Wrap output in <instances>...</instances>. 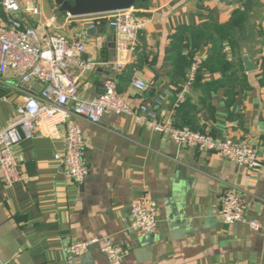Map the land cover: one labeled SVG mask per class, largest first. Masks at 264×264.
Instances as JSON below:
<instances>
[{"label": "crops", "instance_id": "crops-1", "mask_svg": "<svg viewBox=\"0 0 264 264\" xmlns=\"http://www.w3.org/2000/svg\"><path fill=\"white\" fill-rule=\"evenodd\" d=\"M22 1L41 9L40 15H19L25 25L79 38L86 46L83 60L102 61L80 76V97L98 96L105 80L114 78L131 106L145 103L177 127L247 141L264 160V0L135 4L149 22L129 55L117 52L106 20L90 29L94 17L68 18L54 0ZM178 32L179 51L200 67L186 100L175 107L187 78L176 75ZM117 59L125 61L123 68L115 66ZM70 72L79 74L75 67ZM135 77L148 88L138 90ZM38 89L14 71L0 73V130L23 104V92ZM79 124L90 168L83 183L55 159L65 150L63 125L53 137L38 132L14 146L23 179L9 187L0 172V264H112L100 243L81 256L65 253L72 241L92 237L128 248L121 264H264V231L220 217L223 196L235 187L246 200L247 217L264 223V167L182 147L125 114ZM144 196L159 205L152 234L132 225V204Z\"/></svg>", "mask_w": 264, "mask_h": 264}, {"label": "built area", "instance_id": "built-area-1", "mask_svg": "<svg viewBox=\"0 0 264 264\" xmlns=\"http://www.w3.org/2000/svg\"><path fill=\"white\" fill-rule=\"evenodd\" d=\"M41 9L33 4L24 7L22 0H0V73L14 71L24 84H37L36 92L24 91L23 104L8 125L0 130V172L9 187L22 181V169L14 156L13 148L25 139L41 133L48 137L57 134L61 125L65 127V150L56 153L69 176L76 183H83L90 173L86 161V140L80 119L98 124L106 114L129 115L144 127L169 135L178 145L201 152H217L242 166L264 167V160L257 148L244 140L231 137L217 138L209 133L177 127L172 121H162L147 104L133 107L118 91L117 80L107 78L104 90L94 98L79 95L80 76L102 66V61L86 62L82 55L85 43L79 38L64 34L43 33L37 26L25 25L19 15H40ZM68 18H72L66 13ZM93 18L90 29L97 21L106 20L115 31V46L118 53L129 55L135 48L138 36L146 29L149 18L138 13L136 5L126 10L88 15ZM81 17V16H78ZM52 21V19H51ZM49 21V22H51ZM50 25V23H49ZM117 68L125 61L115 60ZM77 68L79 74L70 70ZM200 62L195 60L189 74L179 89L175 107H179L190 93L197 77ZM133 85L140 91L148 88L141 78L135 77ZM247 203L240 191L229 188L222 199L220 217L224 223H244L252 231H264V223L246 215ZM159 205L149 196L132 204L133 227L143 233L152 234L158 225ZM101 244V252L112 264H121L130 251L110 238L92 237L75 240L64 247L68 256L86 254L94 244Z\"/></svg>", "mask_w": 264, "mask_h": 264}, {"label": "water", "instance_id": "water-1", "mask_svg": "<svg viewBox=\"0 0 264 264\" xmlns=\"http://www.w3.org/2000/svg\"><path fill=\"white\" fill-rule=\"evenodd\" d=\"M146 1L147 0H54L59 7V12L68 13L74 17L126 10L133 7L137 2Z\"/></svg>", "mask_w": 264, "mask_h": 264}, {"label": "trees", "instance_id": "trees-1", "mask_svg": "<svg viewBox=\"0 0 264 264\" xmlns=\"http://www.w3.org/2000/svg\"><path fill=\"white\" fill-rule=\"evenodd\" d=\"M138 3H140V2H137L136 5ZM179 34L180 33L178 32V33H176L174 35V41L176 42V50L178 51V53L176 52L175 53L176 55L174 56L175 57L174 61H175V64H176V73H177L176 75H178V76L184 75L185 78H186L192 63L194 62V58H192L191 56L188 57V55L183 54L182 51H179V49H178V46H179V44H178Z\"/></svg>", "mask_w": 264, "mask_h": 264}]
</instances>
